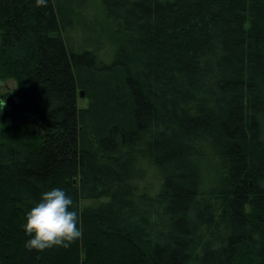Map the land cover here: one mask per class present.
<instances>
[{"label": "trees", "instance_id": "16d2710c", "mask_svg": "<svg viewBox=\"0 0 264 264\" xmlns=\"http://www.w3.org/2000/svg\"><path fill=\"white\" fill-rule=\"evenodd\" d=\"M8 79L0 264H264V0H0ZM54 187L82 237L28 250Z\"/></svg>", "mask_w": 264, "mask_h": 264}, {"label": "clouds", "instance_id": "9594fccd", "mask_svg": "<svg viewBox=\"0 0 264 264\" xmlns=\"http://www.w3.org/2000/svg\"><path fill=\"white\" fill-rule=\"evenodd\" d=\"M46 0H36L37 6H42ZM4 102L0 104V108ZM72 199L59 187L42 193L41 199L26 213V223L23 225L26 235L31 237L25 242L28 250L43 251L53 246L67 248L82 237V231L77 227L78 215L69 210Z\"/></svg>", "mask_w": 264, "mask_h": 264}, {"label": "rangeland", "instance_id": "374dc122", "mask_svg": "<svg viewBox=\"0 0 264 264\" xmlns=\"http://www.w3.org/2000/svg\"><path fill=\"white\" fill-rule=\"evenodd\" d=\"M17 84L13 79H8V80H4V81H0V95L3 93L5 94L6 92H11L12 90H14L16 88ZM79 105L80 106H84L87 104L86 99H84V97H79ZM7 106V104H4ZM9 108V107H8ZM91 201H83L84 204L86 203H90Z\"/></svg>", "mask_w": 264, "mask_h": 264}, {"label": "water", "instance_id": "95a60500", "mask_svg": "<svg viewBox=\"0 0 264 264\" xmlns=\"http://www.w3.org/2000/svg\"><path fill=\"white\" fill-rule=\"evenodd\" d=\"M80 94H81V96H82V97H84V96H85V94H84V91H83V90H81Z\"/></svg>", "mask_w": 264, "mask_h": 264}]
</instances>
